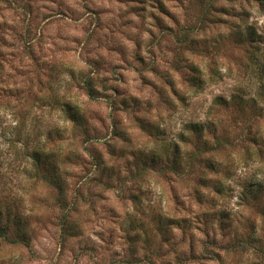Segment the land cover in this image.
I'll return each instance as SVG.
<instances>
[{"label": "clouds", "instance_id": "9594fccd", "mask_svg": "<svg viewBox=\"0 0 264 264\" xmlns=\"http://www.w3.org/2000/svg\"><path fill=\"white\" fill-rule=\"evenodd\" d=\"M0 264H264V0H0Z\"/></svg>", "mask_w": 264, "mask_h": 264}]
</instances>
